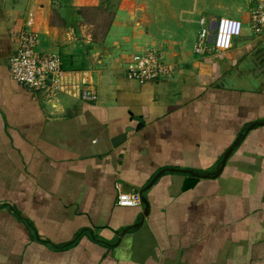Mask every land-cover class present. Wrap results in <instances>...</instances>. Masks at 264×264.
<instances>
[{"label":"crops","instance_id":"1","mask_svg":"<svg viewBox=\"0 0 264 264\" xmlns=\"http://www.w3.org/2000/svg\"><path fill=\"white\" fill-rule=\"evenodd\" d=\"M90 2L0 0V264H264V34L248 0H123L107 26L112 3ZM201 13L243 21L230 49L195 52ZM24 29L61 56L64 92L12 78ZM148 44L174 70L131 81ZM123 192L148 206L117 205Z\"/></svg>","mask_w":264,"mask_h":264},{"label":"built area","instance_id":"2","mask_svg":"<svg viewBox=\"0 0 264 264\" xmlns=\"http://www.w3.org/2000/svg\"><path fill=\"white\" fill-rule=\"evenodd\" d=\"M249 25L255 34H264V0H248ZM195 52L206 50H228L234 38L238 37L244 27L240 19L220 17L215 20L200 18ZM39 38L31 30L24 29L19 34V45L16 53L9 59L12 78L34 90L59 94L67 89L62 59L58 54H42L37 50ZM174 66L165 61L164 56L155 48L147 47L136 53L129 63L126 76L129 80L144 83L167 79ZM74 94L85 102H96L98 96L86 85L80 84ZM140 192L119 193L117 205L136 207L142 204Z\"/></svg>","mask_w":264,"mask_h":264},{"label":"rangeland","instance_id":"3","mask_svg":"<svg viewBox=\"0 0 264 264\" xmlns=\"http://www.w3.org/2000/svg\"><path fill=\"white\" fill-rule=\"evenodd\" d=\"M123 0H101L100 3L105 4L107 2V5L110 4V2L112 3L111 7L108 6V7H101V10L104 11L106 14L103 15V18L101 16V20L103 21V24L104 26H107L109 23H110V20H111V16L113 15V7H118L119 4L122 2ZM90 4H92V0L90 2ZM122 4V3H121ZM92 6V5H91ZM113 6V7H112ZM216 17L218 18L219 16L218 15H215V14H212V13H201L198 17L201 18V17H204L206 18L207 20L211 17ZM199 20V19H198ZM100 33H103V30H100ZM149 47H151L152 45L154 46V44H148ZM158 47V46H157ZM160 47V46H159Z\"/></svg>","mask_w":264,"mask_h":264},{"label":"water","instance_id":"4","mask_svg":"<svg viewBox=\"0 0 264 264\" xmlns=\"http://www.w3.org/2000/svg\"><path fill=\"white\" fill-rule=\"evenodd\" d=\"M125 135H123L122 136V138L124 137ZM166 170H172V169H165V170H161L160 171V173H158L155 177H154V179H153V181L160 175V174H162L163 172H165ZM179 171H181V172H187V173H190L191 174V177L189 178V180L191 181V182H196L197 181V179H198V177L193 173V172H190V171H186V170H179ZM152 181V182H153ZM143 203L146 205V207L148 206V203H147V201H146V199L143 197Z\"/></svg>","mask_w":264,"mask_h":264}]
</instances>
